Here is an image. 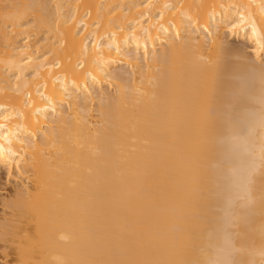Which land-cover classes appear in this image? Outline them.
Here are the masks:
<instances>
[{
    "label": "bare ground",
    "instance_id": "obj_1",
    "mask_svg": "<svg viewBox=\"0 0 264 264\" xmlns=\"http://www.w3.org/2000/svg\"><path fill=\"white\" fill-rule=\"evenodd\" d=\"M2 168L13 264H264V0H0Z\"/></svg>",
    "mask_w": 264,
    "mask_h": 264
},
{
    "label": "rangeland",
    "instance_id": "obj_2",
    "mask_svg": "<svg viewBox=\"0 0 264 264\" xmlns=\"http://www.w3.org/2000/svg\"><path fill=\"white\" fill-rule=\"evenodd\" d=\"M230 38H232V39L230 40ZM229 40L235 44L239 43L238 45L246 47V49L250 51V45H248L249 43H246V41H243L242 39H238V38L236 39V37H229ZM241 42H242V44H241ZM5 171L6 170L4 168L1 169L2 179H0V219L5 218V217L15 219V217H14L15 212L13 211V209L4 205L3 200L11 193L13 186L15 185V183L17 181L16 180L17 178L14 177L15 173L13 171H12L11 175H8L7 172H5ZM6 245H8V244H6ZM11 249L4 247V243L2 241H0V264H13L14 263L12 259H14L13 257H15V256H13L14 253Z\"/></svg>",
    "mask_w": 264,
    "mask_h": 264
}]
</instances>
